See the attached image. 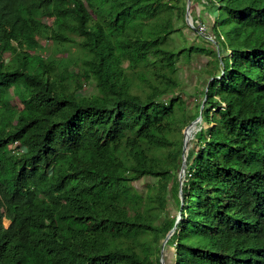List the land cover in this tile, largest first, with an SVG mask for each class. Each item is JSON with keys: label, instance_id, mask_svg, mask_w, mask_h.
Segmentation results:
<instances>
[{"label": "trees", "instance_id": "trees-1", "mask_svg": "<svg viewBox=\"0 0 264 264\" xmlns=\"http://www.w3.org/2000/svg\"><path fill=\"white\" fill-rule=\"evenodd\" d=\"M200 1L193 110L183 0H0V264H264V0Z\"/></svg>", "mask_w": 264, "mask_h": 264}, {"label": "rangeland", "instance_id": "rangeland-1", "mask_svg": "<svg viewBox=\"0 0 264 264\" xmlns=\"http://www.w3.org/2000/svg\"><path fill=\"white\" fill-rule=\"evenodd\" d=\"M183 3H186L187 7L189 4V0H183ZM190 8L188 14V21L186 20V25H184L185 34L190 41V43L197 42L204 48V53H209V55L201 54L202 52L195 53L192 56L190 62H180V67L178 70V75L183 81H186L187 85L185 87V95L187 96V100L189 102L190 107L193 110L198 108V104L200 99L202 98V94L200 92L201 89L206 88V84L211 79L212 74L216 73V62L214 61V57L211 55L213 54V49L216 47L215 39L212 34H208L207 30L208 27L205 28L203 25L202 15L204 14V5L200 0H190ZM187 19V15H186ZM199 28V32H193L192 28L194 27ZM171 46L178 44L179 46L185 41V37H180L179 35L174 34L172 36ZM39 42L41 46L44 48L43 50L46 51L47 55H53L56 58L62 59L65 63H72L75 58H78L80 49L74 46V44L68 43H53L51 39H43L39 38ZM213 48V49H212ZM206 50V51H205ZM34 53V51H32ZM8 55V54H7ZM219 64V63H218ZM74 65L70 69H74ZM199 79V80H198ZM197 86V88H196ZM92 87L89 85L85 90V94L92 91ZM18 101V99H16ZM16 102V101H15ZM209 105H207L208 107ZM201 121V117H199L194 122L193 127V134L191 139L194 137V133L197 130V124ZM213 124L205 123L204 126L206 128L211 127ZM185 129H181L182 135L185 138ZM181 135V134H180ZM191 143V142H190ZM193 147L192 144L187 146L184 149V153L181 156V166L178 170V175L180 179V186L179 189L182 192V181L185 178L186 171H187V164L186 159L188 155L189 149ZM140 188H143L144 185L143 181L137 183ZM183 200V195H180ZM168 210L171 214H177L180 217L179 208L177 207L176 203L170 199ZM149 216L151 218H157L158 212L155 209L150 210ZM166 240H163L161 246H165L163 249V256H162V264H170L172 262V248L165 244Z\"/></svg>", "mask_w": 264, "mask_h": 264}, {"label": "water", "instance_id": "water-1", "mask_svg": "<svg viewBox=\"0 0 264 264\" xmlns=\"http://www.w3.org/2000/svg\"><path fill=\"white\" fill-rule=\"evenodd\" d=\"M189 4H190V0H189ZM188 4V7H187V21H188V14H189V8H190V5ZM195 122V121H194ZM194 122L192 124H190L189 126L193 125ZM187 126L186 129L189 127ZM186 148V139H185V144H184V149ZM167 240V239H166Z\"/></svg>", "mask_w": 264, "mask_h": 264}, {"label": "built area", "instance_id": "built-area-1", "mask_svg": "<svg viewBox=\"0 0 264 264\" xmlns=\"http://www.w3.org/2000/svg\"><path fill=\"white\" fill-rule=\"evenodd\" d=\"M15 144H17V142Z\"/></svg>", "mask_w": 264, "mask_h": 264}]
</instances>
